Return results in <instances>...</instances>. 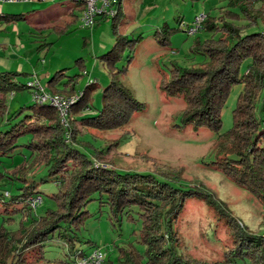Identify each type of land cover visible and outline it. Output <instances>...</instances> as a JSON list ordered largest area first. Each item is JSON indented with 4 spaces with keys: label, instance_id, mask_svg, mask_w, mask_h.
Instances as JSON below:
<instances>
[{
    "label": "trees",
    "instance_id": "16d2710c",
    "mask_svg": "<svg viewBox=\"0 0 264 264\" xmlns=\"http://www.w3.org/2000/svg\"><path fill=\"white\" fill-rule=\"evenodd\" d=\"M79 1L84 5V0ZM123 1L117 0L116 14L110 18L116 42L100 57L106 62L112 76L102 91L100 108L91 105L93 94L101 89L97 81H90L83 91L77 93L75 81H63L66 74L61 70L52 75L45 86L52 95H78L71 106L67 128L61 124L57 109L50 103L33 100V104L21 108L12 116L8 115V95L30 88L19 81L25 73L0 72V121L6 119L3 126L18 122L5 132L0 130V161L25 147L31 153L30 164L44 162L49 177L59 184L57 192L48 195L55 208L36 218L31 199H41V203L44 201L38 191L36 176L28 177L24 165L14 170L17 171L14 179L23 185L18 188L19 193L10 198L9 205L22 206L8 212L20 213L22 219L20 229L14 234H10L4 226L0 228V264H29L28 253L31 251L35 252L36 260L44 259L43 249L37 248L56 234L69 247L71 263H74L75 259L89 254L88 250L92 249L77 248L78 233L91 218L98 217L104 210L109 212L110 220L119 225L124 222L141 225L139 233L141 245L145 247L144 253H139L138 247L129 243L127 249L119 250V263L189 264L163 247L162 241L165 240L164 233L173 236L172 220L185 202L192 198L206 199L230 227L234 245L230 260L234 264H264V236L250 234L235 218H230L213 194L185 188L186 185L182 183L183 170L158 176L120 172L95 165L91 157L99 160L101 151L81 140L82 127L113 130L124 126L135 113L145 109L119 80L127 68L118 69L117 65L123 60L127 48L133 49L135 43L142 39H130L118 33L119 24L125 17ZM257 5H261L260 9ZM227 6L238 8V11L232 10L234 16L231 19L252 22L245 29L258 27L260 21L264 23V0H230ZM106 19L108 17L103 16L100 22ZM25 20L26 14H0L2 24ZM75 22L63 28L56 26L53 30L67 35ZM216 28V24L205 20L201 29L214 36L220 32ZM220 28L228 34L226 38L196 39L190 48L191 53L206 57L207 61L194 68L174 64L170 78L165 80L162 88L171 96L187 100L188 109L181 120L183 126L206 127L219 135L220 155L213 163L215 167L264 202V31L243 33L244 30L227 23ZM163 34L162 44L167 46L170 30L163 31ZM48 46L50 44H42L39 49ZM237 85H241L243 90L233 111V127L222 133V114L231 89ZM61 86L64 88L60 89ZM26 111L27 114L24 113ZM26 137H30L28 143L20 145V140ZM44 183L47 182H41ZM94 202H98V211L93 214L88 211V206ZM88 243L91 247L95 245L91 241ZM142 255L145 259L138 261Z\"/></svg>",
    "mask_w": 264,
    "mask_h": 264
},
{
    "label": "rangeland",
    "instance_id": "374dc122",
    "mask_svg": "<svg viewBox=\"0 0 264 264\" xmlns=\"http://www.w3.org/2000/svg\"><path fill=\"white\" fill-rule=\"evenodd\" d=\"M229 2L230 0H124L125 17L119 24L118 33L130 39H142L135 43L133 49L127 48L123 60L117 65L118 69L127 68V72L119 80L131 90L145 109L135 113L124 126L113 130L82 127L80 138L86 145L89 143L101 151L99 160L91 157L95 165L100 164L120 172L158 176L176 174V170H183L182 183L186 185L185 188L213 194L230 218H235L250 234L260 237L264 236L263 200L234 183L223 170L215 167L213 163L220 155L219 135L206 127L199 129L192 125L183 126L181 120L188 109L187 100L171 96L162 88L165 80L170 78L174 64L194 68L207 61L206 57L191 53L190 48L196 39L204 41L226 38L228 34L220 28L223 23L234 25L241 31L244 30L243 33L264 31L262 21L258 23V27L245 29L252 24L250 20L231 19L234 16L232 10L238 11V8L227 6ZM260 7L261 5H257L258 9ZM199 15H204L203 22L210 20L216 24V29L220 32L213 36L200 29L195 35H189L188 32L196 26ZM18 25L19 32L13 30V25L0 28V50L5 48V53H0V72H18L22 69L26 75L19 79L21 84L37 81L45 87L52 75L63 70L66 74L63 81L73 79L77 93L83 91L90 81H97L101 89L93 94L91 105L93 108H100L102 91L112 77L106 62L100 58L116 42L112 20L108 18L92 29L83 28L79 23L77 27H71V32L67 35L54 30L48 31L42 43L50 46L42 49L32 41L30 25ZM168 29L170 41L164 46L163 31ZM174 29L180 30L173 32ZM157 32L160 34L157 35ZM17 36L21 37L22 44L15 42ZM6 40L10 41L9 46L4 44ZM7 51L15 52L17 58L10 59ZM243 70H246V66ZM231 90L222 114V133L233 127V111L243 87L237 85ZM32 96L28 89L9 94L8 115L12 116L21 108L33 104ZM77 96L65 97L77 99ZM5 121L6 119L0 121L2 132L18 123L13 121L12 125L3 126ZM29 140L30 137L23 138L19 144L24 145ZM30 156L31 153L22 147L14 155L0 161V228L4 226L10 234L18 232L22 219V214L8 212L9 209L22 206L9 205L10 198L18 194V188L23 185L14 179L16 168L24 165V172L28 170V177L36 176L38 191L44 199L35 208L36 218L44 215L48 209L55 208V203L48 195L56 193L59 184L49 177L44 162L30 164ZM42 181L47 183L41 184ZM34 200L36 199H31V207ZM88 211L96 213L98 202L89 205ZM219 215L206 199H188L172 220L173 236L169 237L164 233L162 246L187 260L189 264H234L230 260L231 250L234 248L230 227H227ZM140 230L141 225L127 222L119 225L110 220L109 212L104 210L98 217L91 218L78 233L79 243L76 246L82 250L92 248L88 250L90 253L94 251L93 248L102 250L105 254L103 264H121L118 261L119 250L127 249L129 243L135 244L139 253H144ZM89 241L95 245L91 247ZM39 249H43L44 259L36 260L35 252L31 251L28 253L29 264L71 263L72 253L66 243L58 239V234L47 239L37 248ZM142 259H145L143 255L138 261Z\"/></svg>",
    "mask_w": 264,
    "mask_h": 264
},
{
    "label": "crops",
    "instance_id": "0c3cea01",
    "mask_svg": "<svg viewBox=\"0 0 264 264\" xmlns=\"http://www.w3.org/2000/svg\"><path fill=\"white\" fill-rule=\"evenodd\" d=\"M83 8L84 5H82L79 0H58L57 2L32 0L29 3L0 4V14H26L25 21L0 23V28L6 25H13V30L19 32L20 29L18 24L27 23L31 27L30 37L33 39L32 41L40 46L46 44L45 42L42 43V40L46 38L47 32L53 30L56 26L63 28L73 21H76L73 26L77 27L80 23ZM98 24L96 26H98ZM20 41L21 37L17 36L15 42L22 44ZM9 42V40H6L4 44L9 46ZM0 53H5V48L0 50ZM7 53L10 59L16 57L13 51H7ZM18 72L23 73L22 69Z\"/></svg>",
    "mask_w": 264,
    "mask_h": 264
},
{
    "label": "built area",
    "instance_id": "2783aa9c",
    "mask_svg": "<svg viewBox=\"0 0 264 264\" xmlns=\"http://www.w3.org/2000/svg\"><path fill=\"white\" fill-rule=\"evenodd\" d=\"M32 0H0V4H20L29 3ZM42 2H57L58 0H39ZM117 0H84V8L81 13L80 23L83 28H94L103 16L112 18L116 14L115 4ZM204 20V15H199L196 19V26L189 30V35H195L200 29ZM33 99L40 103H50L54 106L61 118V124L68 127V116L71 111V106L76 100L75 98H68L61 95L50 94L45 87L41 86L37 81L28 83ZM41 199L34 200L32 207L34 209L41 203ZM105 262V254L100 249H94L93 252L78 257L74 264H103Z\"/></svg>",
    "mask_w": 264,
    "mask_h": 264
}]
</instances>
